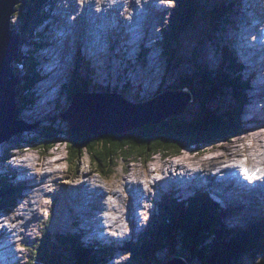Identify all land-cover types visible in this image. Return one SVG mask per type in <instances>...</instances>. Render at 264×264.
<instances>
[{"label":"rangeland","instance_id":"374dc122","mask_svg":"<svg viewBox=\"0 0 264 264\" xmlns=\"http://www.w3.org/2000/svg\"><path fill=\"white\" fill-rule=\"evenodd\" d=\"M23 1V0H22ZM55 3V12L57 10H60V8H62L64 6V8H67V6H70V2L72 0H53ZM169 3V6L172 4H175L176 1L178 0H166ZM236 1V0H234ZM194 2L196 3V5L194 7L197 8V6L199 5L200 7L206 9L207 11H210L212 8L214 7H225L226 4L227 6V14L225 15V17L227 16H231L232 14H235V10L237 8H239V13H242V9H244V5L246 3H248L249 1H246V3L243 5L241 2H239V4L236 6L235 4H237V1L233 4V6H231V4L233 3L232 0H194ZM227 2V3H226ZM19 5V7H18ZM29 5V4H28ZM27 5V6H28ZM240 5V6H239ZM15 6H17L15 12L13 13L12 17H11V24H12V28H14L16 34H19L20 36H22V32H21V26H22V22H23V14L24 12L27 10H23L20 6V1L19 3L15 4ZM169 6H167L164 9L160 10V15L162 18H160L161 20L158 19V15L157 13L155 15L154 18H152V21L147 24L150 29H147V32H152L154 36H157V39L160 41L161 40V36H159L158 32H163L164 29L167 28L171 17L172 12L174 11V9H171ZM247 6V5H245ZM39 9V7H38ZM49 9L48 5H45V7L43 8L42 6V10L44 12H46ZM255 9V8H253ZM23 13H19L20 11ZM197 10V9H195ZM246 12V10L244 11ZM256 12V9H255ZM19 14H22V17L19 16ZM199 14V13H197ZM200 15V14H199ZM244 15V14H243ZM36 16V14H35ZM21 17V18H20ZM111 18L115 19L116 18L112 15ZM235 18V17H234ZM216 20H221V19H216ZM241 20V19H240ZM21 22V23H20ZM238 23V25H240L239 20H233V24H224L222 30L224 31V33L226 35H223V32H218L220 25H218L217 27H215L214 29H211L208 32V38L205 39L204 37H206L207 35V28H206V22L203 20H200L198 25L196 26H190L188 30H186L185 32H183L179 39L178 42L176 44V50L177 47L179 45V49H180V56L178 55L177 58L172 59V63L169 65V68H166V58H168L167 55L163 54V51H169L175 46L173 44V46L170 49H167V46L161 45V44H157V41L155 43H153V37L154 36H146L143 42V45L141 46V48L143 46L149 47L147 48L145 51V53H142L144 56H142V60H141V56L139 58V62L131 60H125L126 58H128V56H132L134 58L135 54H138V49H135L131 52H124V49H122V46H118V50L119 51H123V52H118L115 50V47H111V49L106 50L107 48L105 47V49L103 48V46L99 45V43H95V47L98 49V51L101 50H105L104 56L102 58H100L98 61H94V56L89 54L86 51V44L83 42H86V38H89L90 36H94V34L92 33H87L84 34L86 35V37L83 35V32H78L77 39H81L83 41H80L79 47H78V43H77V48H78V52L75 51V45L73 37L75 34V30H71V35H70V39L71 44L69 45V41L63 42L64 48H62L61 46H59L58 41H56L57 39H59V37L61 35H59L60 33H58L61 29V25L57 26L53 24V22H49V24H53V27H50V31H47V33L44 35V39L43 38H39L36 37L37 40H39L40 42L38 43L40 44H45L47 42H51L52 44L50 46H45L42 48L43 53L46 50H50L51 47H56V53H55V61H59L60 64H62V66L57 69V71H59V73H55L56 71H54L53 73H50V76L45 77V68L47 69V67H44L43 69H40V74L42 73L43 77H39L40 80L35 84L34 87H32V85L26 87V85H23L22 83H24L23 79L19 80V85L21 87H19L18 92H17V96H16V118L19 121H22L23 123L29 124V123H33L34 121H37V126L32 128V129H27L23 132H20L14 136H12L10 139L3 141L0 145V147L2 148H6L9 150L10 154L8 155V157L5 159V161L3 162V157L0 154V160L2 157V162L0 161V178L1 175L3 177V179H6L8 181H12L11 177H12V173H13V169L15 166L13 165V162L15 161L16 157L19 155V153H24L25 159L19 158V164H21V168H23V170L27 171V169L24 167V162L23 160H26L30 157H36L37 151H40L41 154V159L42 162L45 161H50L53 160L54 158H58L56 161H54L53 167L56 169H59L61 172L52 175L49 179L44 177L43 179L45 180V183L41 184V185H37L34 182L37 181V179L35 178H30L29 176L26 177L24 184L25 186H30L31 184L34 185L36 189V192H31V186L30 189L28 190V192L30 191L31 194L27 195L25 191L22 190V185H16L17 188H15V192L18 191L19 196L18 197H22L19 198L17 200V203L19 205V207L17 209H13L10 212L7 211H0V245L3 246L2 248H7L8 245L10 244L11 246L14 245V250L12 253L6 255V260L8 261V264H48V263H42L43 261H45V258L42 254H49L50 256L53 257L54 262L57 264H65L66 260H64L63 258H61V255L59 253H56L55 251L51 250L52 248L50 247H46L45 245L42 246L44 244L41 243L38 239L41 237L42 234H40L42 231H45V233L51 235L53 234V236H62V235H68L69 233H71V228L69 229V225L68 222L70 219H72L73 221L77 222V218H79V216H77L76 213V209L73 208V203H74V198H76L78 196L79 199L81 198H85V197H89V199L87 200V202H89V200L91 201V203H87L89 205L90 209H94L97 204L95 203L96 199L103 196L104 201H110V200H114L118 206H120L121 210L127 213V217H130L133 212H134V208L133 206L131 207V204H129V200H130V196L126 197L127 192H125L126 186L129 187V194L134 195L135 192V197L134 203H135V199L139 200V202H141L143 204V211H146V214H144V226H146L148 220L151 219V217L149 216L151 212H153V216L152 217H156V213L158 211V209L156 208V204L159 203L160 198L164 199L163 197L168 198L170 195H173V197H171V199L176 198L177 201L178 200H187L190 197V200H194L193 196H195L194 194H192V192L194 191V189L197 188H202L199 187L197 182L198 180H193L192 183V187L194 188L192 191L186 193L183 191L182 188L177 187L175 185H173V181L178 179V174H179V170H183V172L188 171V169H186L187 165L189 163H185L183 165H173L171 166V168L169 169V171H166L165 174H162L159 170L157 172L151 173V169L153 167H155V164L158 163L160 166H162L164 163L166 164H171L172 160L178 161L179 159H183L184 158H189L191 161H203V166L201 167H196L195 169L198 171H205L207 168L212 167L209 164V157L213 156V155H218V154H225L228 151L229 152H234L235 154H238V156H241L243 159H239L237 158L238 161L243 162L244 160L247 161H251V162H255L259 161V162H264V125H260L261 123H264V96L263 97H258L257 99H253L251 101H248V103H245L242 108V112H239V116H240V120L243 121V124L241 125L242 129H245L244 132L240 133L239 136L232 138L230 140H227L229 138H224V140H220L217 143H215L214 145H207L206 147L200 149L201 152H194V148L193 147H189V148H185L181 151V153L179 154V156L174 157L173 159L171 158L170 155H162L161 153H158L156 155H154L152 157V159L147 162L144 163L143 160L141 159H127V160H119L116 161V166L114 167V173L110 175V177H102L101 180H97V178L101 177V175H98L99 172H97L95 170V168L92 166V164L90 163V158L88 156V154H84L82 157V161H81V165L79 166V170L76 171V167L72 166L71 163H69L67 161V151H66V147H65V143H57L55 147L53 148H49L44 150L43 148H40L39 145L37 144H33V145H22L23 148L19 149L15 144H17L19 141L21 140H29L32 137H36L35 135H37L39 132L44 131V126L47 125V123H49L52 118L51 116H59L60 119H58L56 121V125L55 127L58 128V126H60V128H64L66 125V120L63 119L62 117V112L65 113V110L69 107V99L66 98L67 94L65 91V85L67 83V80L70 77V74L72 72L73 69L76 68V59H80V58H84V59H89L91 60L92 64L90 61L83 62V66L80 68V70L85 71L86 73L90 74L92 72V70L94 71L90 76L93 77V79H91L92 83H102V84H106L107 81L105 79L109 80L108 84L109 86L115 88L114 84L118 83L119 85L117 86V88H119V90L122 88L124 89L125 84H123L124 82H126V84H128V91L126 92V94H123L121 92H119V90L117 89V91L119 93H121V95H123L124 98H126V100L131 101V102H146L149 100H152L156 97H158L161 94H164L165 92L169 91L166 90L165 88H174L176 90L177 87H179L180 85L175 83L178 81V79L180 78V74L182 73L183 75L192 73L194 70L197 72L199 69V67H203L204 64L207 65V67L210 68V70H215L216 68L219 67V64L222 62L221 58H222V53L223 51L220 50L219 47H224V46H228L230 44V41L235 42L236 44L240 42V38L238 39L237 35H234L233 37L230 38L232 32H231V26L234 27L235 23ZM21 24V26H20ZM39 23H36L35 26L32 27V30H34L35 27V31L36 28L38 27ZM41 26H39L37 29H40ZM57 27V28H55ZM51 28L53 29V32L51 31ZM65 31L68 29L67 27H64ZM72 29V28H71ZM57 30L56 33H54ZM49 34V35H47ZM55 34V35H54ZM55 36V37H54ZM124 36V35H122ZM129 36V34H128ZM125 37V36H124ZM139 37V36H138ZM117 38V36H116ZM128 38V37H125ZM43 39V41H41ZM101 39V38H100ZM137 39L136 37H132L131 40L135 41ZM152 39V40H151ZM64 40V39H63ZM163 40V39H162ZM214 41L213 45H211L210 43ZM125 41V40H124ZM210 41V42H209ZM29 43H31L30 41H27ZM100 42V41H97ZM152 42V45H150V43ZM103 43V42H102ZM118 42L114 43L115 45H120L118 44ZM235 43H233L234 45H236ZM105 46L106 44L103 43ZM189 44V45H188ZM226 44V45H224ZM150 45V46H149ZM188 45V46H187ZM131 47V46H130ZM195 47V48H194ZM22 48L24 49L25 47L22 46ZM194 48V49H193ZM193 49V50H192ZM53 50V49H52ZM51 50V51H52ZM103 50V51H104ZM228 50V49H227ZM51 51H47L46 55H49L46 57V60H50L51 59ZM127 51V50H126ZM242 51V49H241ZM253 51V50H252ZM19 53L24 54V51H20ZM160 53V54H159ZM35 54V53H34ZM243 56H245V54L242 52ZM237 58L240 62V64L243 67L242 70V78L244 80L249 79L250 80V90L248 89V93L247 95H245V100H247V98H249L252 95H256V93H262L264 92V63L263 61H261L260 63L257 64V67L262 66L260 70L256 71V80L258 82L261 83V86L257 89L254 90V86H252V77L255 76V73L250 75L249 68H246V66H248L247 61L244 59V57H242L240 55V53L236 52ZM36 56H39L38 52L36 54ZM246 57V56H245ZM247 58V57H246ZM177 59V60H176ZM248 60H252L251 58H247ZM83 59H80V61ZM121 60V61H120ZM125 60V61H123ZM177 61V62H176ZM100 62V63H99ZM105 64H103V63ZM176 63H179V67L176 68ZM106 66V69H105ZM197 67V68H196ZM252 67H255L252 66ZM56 68H58V66H56ZM88 70V72H87ZM123 70V71H122ZM17 74L21 73L20 70L16 71ZM181 72V73H180ZM180 73V74H179ZM86 76V75H85ZM117 76H119V79L116 78ZM152 76V77H151ZM50 77V80L48 79ZM142 77L143 80L145 81V84L149 83L153 84V88L151 89V93L143 95L144 91L143 89H139L138 87V83H139V78ZM103 80V81H102ZM26 81V80H25ZM56 81H60V83H64V85L61 88V92L60 93H56V86H55V82ZM99 81V82H98ZM154 82V83H153ZM254 82V81H253ZM93 86V84H91ZM163 85V87H162ZM159 86V89L161 88L160 93H157L159 91V89L156 90V88ZM31 87V88H30ZM51 87H53V91L55 93H52L51 91ZM35 89V90H34ZM34 90V91H33ZM28 91H30L29 93H27ZM33 91V93H31ZM228 94H225V96H223L222 98H217L215 100H213V107L215 108H221L222 105H225L228 102H233L234 98L230 95V91ZM20 93L22 95L28 96L31 101H32V105L29 104H22V100L21 98L18 96L20 95ZM50 93V95L52 96V99L48 100V102L45 101V99L47 98L46 96H48ZM48 94V95H47ZM126 95V96H125ZM264 95V94H263ZM19 100V106L23 105V108L21 111V115L19 117V108L17 107V102ZM52 100H56L55 104L56 106L54 107L53 104L52 106H50V103ZM45 102V103H42ZM256 102H261V105L259 107L253 108V105H256ZM42 103V104H41ZM48 103V104H47ZM71 103V102H70ZM197 103V102H196ZM198 103L197 104H193V106L187 105V110H186V115L182 116H175V118L180 119L182 117H186V116H191L188 113V110L190 112H192V114H196L197 113V109H198ZM31 106V107H30ZM28 107V108H26ZM194 107V110H193ZM254 109V110H253ZM250 111H261L260 114L256 115L255 117L257 118L256 120L253 119V117H251L248 114H245L246 112H250ZM241 114V115H240ZM25 118L26 120L22 119ZM189 118V117H188ZM176 122V121H175ZM179 122V121H178ZM182 122V121H180ZM219 130V129H218ZM253 138H259V142L260 144H262V146L256 143L255 140H252ZM39 139V137H38ZM41 140H43L42 138H40ZM32 140V139H31ZM241 141V142H240ZM243 143H246L247 145H251L250 147L246 148L245 152L240 151L241 147L243 145ZM236 144V151H234V149H231L233 147V145ZM222 145V146H221ZM31 146H35V151H29L28 148H30ZM205 146V145H204ZM218 147V148H222V149H218L217 151H214V148ZM224 148H228L229 150L226 152L223 149ZM205 150H207V152L209 151H213L212 155H208L206 156L205 154ZM232 150V151H231ZM198 153V154H196ZM203 153V154H202ZM47 154V155H46ZM52 154V155H50ZM12 161V167L9 168V165H11L10 161ZM249 159V160H248ZM221 159H218V161H220ZM189 161V160H188ZM235 161H232V164H234ZM73 164V163H72ZM190 165V164H189ZM7 166V167H5ZM256 167H258V165H255ZM91 167L94 168V171L91 170ZM165 167V166H164ZM216 167H219V162H217ZM32 172V170H31ZM165 176H167V179H164ZM62 177V178H60ZM85 177V178H84ZM93 177V178H92ZM158 179V184H154V180L153 179ZM1 181V180H0ZM98 181V185L96 184ZM142 182L140 183V187L139 186H135L134 187V191L131 189V185L130 183H137V182ZM13 182V181H12ZM96 186H95V185ZM160 186L161 189L158 187ZM101 188V190H105V191H101L99 192L97 190V188ZM224 187V186H223ZM204 188V187H203ZM39 189V190H38ZM152 190V193L147 196L145 194V192H149V190ZM158 189H160L158 191ZM23 191V193H22ZM133 191V193H132ZM211 191V192H210ZM220 191H222V188H220L219 186H215V187H210L209 191H207L208 194H210V198L212 200H214L216 202V199L213 196H217L219 197L220 200V204H216L218 207L214 206V204H212L209 200V204L212 207L213 210L217 211V209L229 212L230 210L233 212H229V214L227 215V213H224L222 211V216L220 217L222 219V221H224L225 224L227 225H237L240 224L242 222H244L245 220L243 218H247V213H244V211L242 212V210L239 211H235V208H231V207H225L223 206V204H226V200L224 199V197L222 196H218L220 195ZM154 192H158L155 195ZM207 193L202 192L201 194H205L207 197H209L207 195ZM139 194V195H138ZM191 195V196H190ZM188 197V198H187ZM197 197H202V195H198ZM151 198V199H150ZM203 198H201L202 202H194V205L198 204L201 206H204L206 203H204V201L202 200ZM126 200L127 204H126ZM151 200V201H150ZM189 200V201H190ZM192 200V201H193ZM29 201H33V209L32 211H24V209H21V204L23 203H28ZM189 201H182V202H177L179 204H188ZM176 203V204H177ZM236 203H240V202H236ZM94 205V207H92V205ZM108 203H106L107 206ZM77 205V204H76ZM192 205L190 204V207ZM197 206V205H196ZM242 205H240L241 207ZM200 207V206H197ZM48 208L50 210V216L48 217V219H46V215L48 214ZM193 208V206H192ZM196 209V208H195ZM253 209V208H252ZM262 209H264V206L262 207ZM261 209V210H262ZM136 210H137V214L139 213V208L138 206H136ZM160 210V209H159ZM194 210V209H193ZM215 213V211H213ZM261 210L259 211L258 214H260ZM160 213V212H159ZM219 215L220 213L217 212ZM250 213V212H248ZM16 215H21L22 217L16 218ZM256 215V213L254 214ZM2 216H5L4 218H1ZM10 216L12 218H10ZM28 218L27 220L24 218ZM93 217H95L94 214H92L88 220L92 219V223H95V219H93ZM126 217V216H125ZM82 219L84 220V218L82 217ZM139 220V217L137 219V221ZM49 221V224H47L46 222ZM8 222V223H6ZM19 226H22L21 229L23 231V233L25 232L26 235H19L15 236L17 233L16 228H18ZM131 226V225H130ZM47 227H49L47 229ZM137 227V223L135 228ZM142 227V226H141ZM140 227V228H141ZM94 228V225L90 226V230ZM131 230V228H127V230ZM73 231H76V228L72 227ZM89 232V229H86L85 234L87 236ZM84 234V237H85ZM39 236V237H38ZM131 238H130V237ZM6 237V238H5ZM20 238V240H18L15 243H12L16 238ZM139 235L137 233L132 232L130 233V235L126 236V239H130V240H124L123 243L126 245L127 241L130 244V246L132 247V249L134 247H136V243H139L140 238H138ZM45 238H49L48 235L45 236ZM136 238L137 241L135 240ZM3 239H6V241H3ZM51 242V244H58L56 238L54 239V237H51V239L49 240ZM122 244L121 240H117L115 242H113L114 244ZM100 242H98V244H100ZM23 245L24 247L22 248ZM59 245V244H58ZM108 246V244H107ZM101 249V247L98 248V250ZM109 249L112 250V253L110 255H107L105 258L102 256V252L99 250L98 253H94V254H89L87 255L86 259H84L83 264H105V261L107 260V258L109 256H114L115 259L114 260H109V263L111 264L113 261H117V258L121 259V263L118 264H127V262L130 259V252L127 251L125 254L122 250L117 251L116 247H109ZM33 250V252H32ZM95 250V249H94ZM8 251V249H7ZM109 252V251H108ZM255 252H251L248 253L246 255L243 256V258L241 260H243L242 263L244 264H251L252 259L254 260L257 258H260V262L263 264V258L264 256L261 255H255ZM55 254H58L59 257H56ZM109 254V253H108ZM163 252H161L159 254L160 257H162ZM32 255V256H31ZM35 255V256H34ZM55 255V256H54ZM64 255H67V252H64ZM49 258V256H48ZM176 257H173L169 260H167V264H174L175 263V259ZM91 259L94 260L91 262ZM263 259V260H262ZM18 261V262H17ZM30 261V262H28ZM17 262V263H16ZM27 262V263H26ZM165 262V260H164ZM255 262H258L257 260H255ZM77 263V262H75ZM66 264H70V262L66 263Z\"/></svg>","mask_w":264,"mask_h":264},{"label":"trees","instance_id":"16d2710c","mask_svg":"<svg viewBox=\"0 0 264 264\" xmlns=\"http://www.w3.org/2000/svg\"><path fill=\"white\" fill-rule=\"evenodd\" d=\"M19 1L21 8L23 10L27 9L23 14L21 26V38L24 40L25 37H30L34 34L32 27L40 22L35 14L43 18L44 11L42 10V6L44 8L43 4L48 2V0H18V3ZM195 5L194 0H178L171 7L174 11L171 14L169 23H167V28L163 31V40L158 43L164 45V48L167 46V49H170L173 44L175 45L169 53L166 49L163 51V54L168 56L166 58V68H169L172 59L177 58L180 54V44L177 50L176 44L183 32L188 30L190 26L198 25L199 21L203 20L207 23L206 33L208 34L211 29H214L222 22L216 19H222L227 12V7L216 6L207 11L199 5L196 8L194 7ZM16 8L17 6H15ZM23 10L19 13H23ZM19 16L22 17V14H19ZM222 49L226 50L227 48ZM230 55L228 54L227 62L223 61L215 70H210L207 65H203V67L198 68L197 72L195 71L186 75H183L181 72V74L179 73L180 78L177 82L175 80V83L180 86L176 90L189 89L188 93L192 99L189 102L190 106L199 104L195 115L188 110L191 116L180 119L170 117L157 125L144 126L121 135H93L89 132L74 133L68 122H66L64 128H60V126L57 128L55 127L56 121L60 117L55 115L44 126V131L39 132L35 135L36 137H32V140H21L15 145L21 149L23 148L22 145L25 144H37L40 148L46 150L55 147L59 142L65 143L67 161L76 167L75 173L79 170L83 155L88 154L90 163L99 172L101 177H110L114 173V167L117 165L116 161L119 160L141 159L144 163H147L158 153L164 156L170 154L177 155L183 149L189 147H193L196 152H201L200 149L207 145H214L226 137L229 138L227 140H230L240 133L239 112H242L243 105L248 102L244 97L245 92L241 91L239 85L233 80L234 77L227 73V70L232 67L233 71L237 75L240 73L238 76L242 78L241 72L243 67L237 58L234 48V60ZM142 56L144 55L142 54ZM24 59L25 57L19 58L29 69L34 67L35 62L33 60L27 62ZM176 62L175 66L177 68L180 62ZM85 75L81 71L71 72L70 78L65 85L66 98L69 99V105L72 101V96L76 92L108 91L126 94L128 91V84L126 83L124 89L121 88L120 90L117 88L118 83L114 89L97 87V84L91 81L93 77ZM33 77L34 79L40 77L34 69L25 81L24 85L26 87L34 85ZM161 88L157 93L164 91ZM174 88L166 87L165 89L175 91ZM227 90L231 92L230 95L234 98V101L222 105L221 108L213 107V100L220 94H223V92L224 94H228ZM242 98L243 100H241ZM23 99L28 100L27 97L24 98L22 95ZM8 153V149L3 151V159ZM93 167H91V170L94 171ZM0 180V210L9 209V206L15 204L19 194L18 191L15 192L12 188L13 184L11 183V186L9 184L10 181L3 179L2 175ZM198 195L193 197V201L189 198L187 200H190L188 204L174 202V200H177L171 199V196L168 198L164 197V199L160 198L157 206L160 209V213L156 217H151L148 226L140 234V241L136 243V247L132 249L130 244L126 243V251H129L131 255L127 264H165L167 260L173 257H180L187 264H244L241 259L248 253L255 252V255L264 256V219L255 215V217L242 225L230 228L221 221L220 217L222 215L198 205L199 202H202L201 198H203L202 200L206 203L205 205H210L209 200L214 206H217L205 194L202 197H197ZM194 202H198L196 205L200 207L197 208ZM190 204L195 206L196 209L192 208V206L189 207ZM213 216H216V218ZM211 217L214 219H211ZM46 223L49 224V221ZM40 234L42 235L38 240L41 243L44 242L42 246L45 245L52 248L51 250L59 253L61 258L64 257L63 259L66 260V263L83 264L87 255L97 252L92 247L83 245L80 239L81 234L79 233L73 234L71 232L68 235L53 236V234L49 235L45 231H42ZM47 235L49 238L46 239L45 236ZM51 237L56 238L59 245L51 244L49 241ZM106 246L99 249L104 258L108 255L109 251ZM64 252H67V255H64ZM161 252H163L161 254L163 255L162 257L159 256ZM40 254L45 258V261L42 263L56 264L53 257L49 254ZM55 255L59 257L58 254ZM255 260L258 262H255ZM92 261L94 260L91 259ZM251 264L262 263L260 262V258H254Z\"/></svg>","mask_w":264,"mask_h":264},{"label":"water","instance_id":"95a60500","mask_svg":"<svg viewBox=\"0 0 264 264\" xmlns=\"http://www.w3.org/2000/svg\"><path fill=\"white\" fill-rule=\"evenodd\" d=\"M17 3L18 0H0V144L37 126V121L26 124L15 116L17 82L12 68L18 55L19 37L13 34L10 19ZM191 100L187 90L167 91L145 103H133L119 94L78 93L62 117L74 133L121 135L157 125L170 117L184 116ZM174 259V264H187L180 257Z\"/></svg>","mask_w":264,"mask_h":264},{"label":"bare ground","instance_id":"6f19581e","mask_svg":"<svg viewBox=\"0 0 264 264\" xmlns=\"http://www.w3.org/2000/svg\"><path fill=\"white\" fill-rule=\"evenodd\" d=\"M54 2V1H53ZM239 4V2H237V4H235L236 6ZM243 4V3H242ZM244 5V4H243ZM240 6V5H239ZM245 6V5H244ZM239 8H237L236 9V11H235V14H237L236 16H235V19L236 20H240V19H243L244 17V15L243 14H245V10H246V8H244V9H242V13H239V10H238ZM16 10V9H15ZM253 11L255 12V9H253ZM56 14H61L58 10L55 12ZM63 15H64V17H66L65 16V11L63 10ZM159 17H158V19L159 20H161L160 18H162L161 17V15L159 14L158 15ZM49 18H51V17H49ZM52 20V19H51ZM54 24V26L55 25H57V24H55V23H53ZM53 24H48L47 25V29L51 26V25H53ZM233 24V21L231 22V25ZM236 25H237V23H235L234 24V28H236ZM225 26V25H224ZM48 31H50V28L48 29ZM54 33H56V32H54ZM58 33H61V32H58ZM128 34H129V36H130V40H131V38L132 37H134L130 32H127V33H125V32H118V33H115L114 35H113V38H112V40H111V42H113V43H116V42H118V40H120V36H122V35H124L125 37H128ZM47 35H49V34H47ZM154 36L153 35V33L152 32H146L144 35H143V38H145L146 36ZM62 36V35H61ZM60 36V37H61ZM85 37H86V35H84ZM116 36H117V38H116ZM140 37V34L138 33L137 34V38H139ZM234 36V35H233ZM232 36V37H233ZM55 37V36H54ZM59 37V38H60ZM96 39V41H100V37H95ZM44 39V38H43ZM43 39L41 40V41H43ZM83 39V38H82ZM81 39V36H80V39H77V40H75V43H76V45H77V43H78V47H79V44H80V41H83ZM87 39V38H86ZM124 39V38H123ZM59 39H57L56 41H58ZM133 41V40H132ZM40 41H37V43H36V47H38V46H50L52 43L49 41V42H47V43H45V44H38ZM85 44H86V42L85 41H83ZM125 42V41H124ZM156 41H153V43H155ZM126 43V42H125ZM233 43H235V42H231L230 41V44L228 45V46H224V48L226 47L228 50H225L224 49V52L225 53H227V54H231L230 56H231V58L234 60V56H233V48L235 49V52H238V53H240V55L242 56V57H244L243 56V54H242V51H241V49L240 48H238V44L239 43H235L236 44V46H234V44ZM127 45V44H126ZM226 45V44H225ZM106 47H107V49H111V47H112V45H106ZM129 48H134V46L133 47H130V46H128ZM103 48L105 49V46L103 45ZM147 48H149V47H145V49H144V51H147L148 49ZM86 49V51L89 53V54H91V55H93V56H95V54L94 53H96V52H99L98 51V49L94 46V48L89 52L88 50H87V48H85ZM103 49V50H104ZM147 49V50H146ZM52 49H50L49 51H51ZM103 50H101V52L103 51ZM253 51L255 50V49H252ZM48 51V52H49ZM126 51V50H125ZM142 51H143V48H141V53H142ZM229 51V52H228ZM52 52V51H51ZM252 60H250L251 62L253 61V60H255V57H254V55L252 54ZM52 59V58H51ZM51 59L50 60H46L45 62L46 63H50L51 62ZM129 59H134V60H136V57H132V56H128V58H126L125 60H128V61H131V60H129ZM125 60H123V61H125ZM121 61V60H120ZM255 62V61H254ZM261 61H259V57H258V63H260ZM100 63V62H99ZM103 63V62H102ZM258 63H254V65H255V67H250V65L248 64V66H246V68H249V71L248 72H250V75H252V74H254L255 73V76H253L251 79L254 81V82H252V86H254V90L255 89H257V88H259L260 86H261V83L260 82H258L257 80H256V71L257 70H260V69H262L261 67L262 66H260V67H258V68H256L257 67V64ZM263 63H264V61H263ZM103 64H105V63H103ZM253 65V66H254ZM46 72H45V77H48V76H50V73L51 72H54V71H56L55 69H54V71L53 70H51V71H49L48 69H44ZM93 71V70H92ZM123 71V70H122ZM42 74V73H41ZM240 74V73H239ZM238 74V75H239ZM30 75V74H29ZM241 75H242V72H241ZM36 76V75H35ZM152 77V76H151ZM33 79H34V77H33ZM117 79H119V76H117V78H116V81H117ZM40 80V78L39 77H37L36 79H34V83H36V82H38ZM31 83V82H30ZM154 83V82H153ZM138 87H139V89H143V91H144V94L143 95H146V94H149V93H151V89L153 88V84H152V86H151V84L149 83V80H148V83L147 84H145V81L143 80V78L142 77H140L139 78V83H138ZM31 88V87H30ZM157 89H159V86L156 88V90ZM249 90H250V87H249ZM264 92H260V93H256V95H252V96H250L249 98H247V100L248 101H251V100H253L254 98L255 99H257L258 97H263L264 95ZM48 95V94H47ZM23 97L24 98H28V100L26 101V99H23L21 102H22V104H29V105H32V101H31V99L28 97V96H25V95H23ZM47 98L45 99V101L46 102H48V100H50V99H52V96L50 95V93H49V95L48 96H46ZM26 101V102H25ZM42 103H45V102H43L42 101ZM41 103V104H42ZM48 104V103H47ZM18 107L19 108H23V105L21 106H19V104H18ZM31 107V106H30ZM26 108H28V107H26ZM22 111V110H21ZM260 112L261 111H250V112H246L245 114H248V115H250L251 117H253V119H257L255 116L256 115H258V114H260ZM243 122V121H242ZM260 125H264V123H261ZM262 128H264V127H262ZM252 140H255L256 141V143L257 144H259V146L261 145L262 146V144H260V142H259V138H253ZM19 143V142H18ZM243 144H245L246 145V148H248V147H250L251 145H247L246 143H243ZM1 146V145H0ZM222 146V145H221ZM0 148H2V147H0ZM217 148L218 147H215L214 148V151H217ZM35 146H31L30 148H28V150L29 151H35ZM218 149H222V148H218ZM231 149H234V151H236L235 149H236V144L235 145H233V147L231 148ZM224 151H228L229 149L227 148H224L223 149ZM232 151V150H231ZM207 152V150H205V153ZM213 151H209V152H207V153H210V155H212L213 153H212ZM230 153L231 152H227V153H225V154H218V155H213V156H211V157H209V164H210V166H212V167H216V165H217V162H218V159H221L222 157H224V156H227V155H230ZM37 156L36 157H30V158H28V159H26V160H23V162H24V167L27 169V171H30V174H29V177L30 178H35V179H37V181H35L34 183L35 184H37V185H41V184H43V183H45V180L43 179L44 177H46V178H50L52 175H54V174H57V173H59V172H61L59 169H56V168H54L53 167V164H54V161H56L58 158H54L53 160H50V161H45V162H42V159H41V152L40 151H37ZM23 155H24V153H23ZM50 155H52V154H50ZM234 155H235V153H234ZM208 156V155H207ZM19 160V159H18ZM189 160V161H188ZM249 160V159H248ZM233 161H235V163L237 162L236 160H233ZM192 163L193 165H195V168L196 167H201V166H203V161H191L189 158H184L183 157V159L181 158V159H179L178 161H172V163L171 164H166V163H164L162 166H160L158 163H156L155 164V167H153L152 169H151V173H153L154 174V172H157L158 170L162 173V174H165V172L166 171H169V169L171 168V166H173V165H183V164H185V163ZM234 163V164H235ZM16 164H19V161H14L13 162V165L15 166ZM234 164H232V167L233 168H235L234 167ZM240 165V164H239ZM165 166V167H164ZM11 166H9V168H10ZM236 169V168H235ZM242 169V166L240 165V167L237 169V170H241ZM31 170H32V172H31ZM181 172H183V170L181 169V170H179V174L181 173ZM186 172V171H185ZM178 174V175H179ZM179 177V176H178ZM12 179V181H13V177H11ZM60 178H62V177H60ZM164 179H167V176H165V178ZM179 179V178H178ZM154 180V184H158V179H153ZM10 182V183H12L13 184V182ZM16 184H18L19 183V181L18 180H15L14 181ZM213 182L215 183V184H217V185H213V184H211L210 183V187H215V186H219L220 188L221 187H223V185H224V182H223V180L222 179H220V178H217V177H214L213 178ZM198 183V186H203V187H205V184H201L200 183V181H198L197 182ZM192 181H188V184H184L183 185V183L181 182V183H178L176 180H174L173 181V185H175V186H177V187H180V188H182L183 189V191L184 192H186V193H188V192H190V191H192L194 188L192 187ZM22 185V187H25V184H24V182H22L21 184H19V186H21ZM95 185V184H94ZM130 185H131V189L133 190L134 189V187L137 185V186H139L140 187V182H137V183H130ZM13 186L14 187H17L16 185H14L13 184ZM31 186V189H30V191L31 192H36V189L37 188H35L34 187V185H30ZM96 186V185H95ZM228 186V185H227ZM160 189H161V187L160 186H158ZM39 190V189H38ZM97 190H98V188H97ZM198 190H200V191H203L204 189L203 188H198ZM29 191V193L27 194V195H30L31 194V192ZM134 191V190H133ZM197 190H195L194 189V191L192 192V194H194L195 192H196ZM196 194V193H195ZM194 194V195H195ZM134 195H135V192H134ZM199 195H203V194H201V193H199ZM210 195V194H209ZM171 197H173V195H170ZM191 196V195H190ZM22 197H24V196H22ZM22 197H18V199L19 198H22ZM215 199H216V202L214 201V200H212V199H210L209 197V199L213 202V203H215V204H220V198L219 197H217V196H213ZM136 198V197H135ZM164 198V197H163ZM188 198V197H187ZM190 198V197H189ZM188 198V199H189ZM17 199V200H18ZM174 199H176V198H174ZM187 199V200H188ZM177 200V199H176ZM90 201V200H89ZM88 203V202H87ZM135 203H137V200L135 199ZM77 204V203H76ZM94 205L95 204H93L92 205V207H94ZM240 205H242L241 203H236L235 205H234V207H235V211H239L240 210V208L242 207H240ZM21 209H24V211H32V209H33V201H29L28 203H23V204H21ZM132 207V206H131ZM216 207H218V206H216ZM233 207V208H234ZM73 208H75L76 209V213H77V216H79V218H77L78 220H77V222H75V221H73L72 219H70L69 220V222H68V225H69V229L71 228L72 229V227H74V228H76V231L77 232H79V233H82L83 232V238H85L84 237V234H85V231H86V229H87V225L86 226H84L83 227V231H82V229L79 227V225H78V221L80 220V214H81V212H80V210L78 209V204L77 205H74L73 206ZM121 207L119 206V208H118V211H117V214L120 216V217H125V216H128L127 215V213L126 212H124V211H122L121 209H120ZM11 210H8V212H10ZM231 211V210H230ZM229 211V212H230ZM135 214H137V213H135ZM5 216H2L1 218H4ZM19 217H22L23 218V216H21V215H16V218H19ZM10 218H12L11 216H10ZM24 218H25V216H24ZM26 220L28 219V218H25ZM6 223H8V222H6ZM91 225H94V224H91ZM21 227L22 226H19L18 228H16V229H18L17 230V233H16V235L15 236H18L19 237V235H22V233H23V231H22V229H21ZM158 231V230H157ZM23 235H26L25 234V232L23 233ZM154 235V234H153ZM143 236V235H142ZM16 238L12 243H15V242H17L18 240H20V238ZM6 238V237H5ZM3 241H6V239H3ZM101 241V243L100 244H98V242H100ZM104 239L103 238H101V237H98L97 239H95V240H93L92 242H91V244L93 245V246H95V248H99V247H104V246H106L108 243H104ZM5 246H8L7 248L5 247L4 249H6V252L3 254V260H0V264H8V261L6 260V255H8V254H10V253H12L13 252V249H15L14 248V245L13 246H11L10 244H8V245H5ZM7 249H8V251H7ZM98 250V249H97ZM10 252V253H9ZM109 253V252H108ZM18 262V261H17ZM16 262V263H17Z\"/></svg>","mask_w":264,"mask_h":264},{"label":"clouds","instance_id":"9594fccd","mask_svg":"<svg viewBox=\"0 0 264 264\" xmlns=\"http://www.w3.org/2000/svg\"><path fill=\"white\" fill-rule=\"evenodd\" d=\"M22 84H23V83H22ZM24 84H25V80H24ZM24 84H23V85H24ZM18 86H20V85L18 84ZM18 89H19V87L16 88V93L18 92ZM26 92H27V91H26ZM29 92H30V91H28L27 93H29ZM32 92H33V91H32ZM32 92H31V93H32ZM18 96H19V97L21 98V100H22V94L20 93V95H18ZM146 102H147V101H146ZM144 103H145V102H144ZM65 111H67V110H65ZM20 115H21V114H20ZM20 115H19V117H20ZM22 119H24V118H22ZM24 120H26V119H24ZM21 122H22V121H21ZM47 124H48V123H47ZM26 130H27V129H26ZM24 131H25V130H24Z\"/></svg>","mask_w":264,"mask_h":264}]
</instances>
